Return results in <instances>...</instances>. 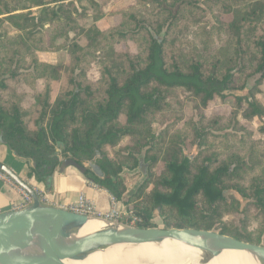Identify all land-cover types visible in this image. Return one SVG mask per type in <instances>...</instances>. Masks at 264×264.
<instances>
[{"label": "trees", "instance_id": "trees-1", "mask_svg": "<svg viewBox=\"0 0 264 264\" xmlns=\"http://www.w3.org/2000/svg\"><path fill=\"white\" fill-rule=\"evenodd\" d=\"M84 1L88 8L78 12L73 2L51 7L46 0H0V79L6 77L0 80V131L7 146L15 152L45 153L58 146L63 154L74 156L97 151L108 161L106 179L93 182L118 202L128 191V181L117 175L123 168L134 169L136 156L149 147V178L123 203L130 216L141 219L137 228H157L153 217L159 211L165 217L164 229L212 231L223 214H238L235 192L250 203L238 226L230 223L219 234L264 247V145L253 142L237 121L264 119V107L252 95L235 99L231 117L205 115L218 99H225L224 90L243 91L250 79L256 86L264 82V0H139L115 12H106V3ZM147 5L167 14L163 39L151 35L150 26L135 13ZM34 8L40 11L33 15L29 10ZM108 17L115 18V24L100 30L96 23ZM46 25L55 33L70 29L78 34L53 48ZM180 25L183 32L177 35ZM3 27H9L10 34L3 33ZM119 45L123 49L115 50ZM60 50L66 51L72 73H78L71 79V90L53 97L59 72L39 61L37 53ZM111 50L112 57L99 65V80L89 82L85 72L93 56ZM21 85L32 91L29 107L23 105ZM178 89L188 94L190 110L199 113L200 122L227 128L234 123L241 133L235 153L220 160L216 151L202 152L200 163L194 164L170 137L174 126L151 134V124L171 116L180 120L183 101L167 102ZM206 136L197 134L201 146ZM124 140V146L108 156L107 149ZM247 146L242 155L240 150Z\"/></svg>", "mask_w": 264, "mask_h": 264}, {"label": "water", "instance_id": "water-1", "mask_svg": "<svg viewBox=\"0 0 264 264\" xmlns=\"http://www.w3.org/2000/svg\"><path fill=\"white\" fill-rule=\"evenodd\" d=\"M150 33L154 35L152 31ZM159 39H162V35L159 36ZM4 79L5 77L0 80ZM221 95L223 97L249 98L247 87L243 91L224 90ZM0 146L7 150L10 157L26 164L23 173L17 174L13 169L0 162V173L9 178L31 198V204L24 209L0 213V264H58L57 262L59 261L74 260L79 255L93 250L119 245L160 244L168 240H175L181 244L202 243L220 250L251 253L264 262V247L262 246L243 243L215 232L195 229H141L107 222L111 225L110 228L73 241L71 239L72 231L83 227L88 219L93 217L70 213L58 206H54L44 195L40 198V192L35 189V185L42 184L45 187V193L49 195L53 191V175L56 170L57 173L62 175L67 169H74L84 176L86 168H89L94 176L101 177L103 175L101 169L95 164H86L84 166L71 158L65 160L58 158L57 166L53 170V173L47 177H42V182H40L39 179L44 174L46 163L42 162L37 166L32 161L29 166V158L18 155L2 140V131H0ZM145 152L143 151L137 156L138 166L136 169L130 171L123 168L118 175L119 177L142 175L135 185L124 195L122 202H120L121 204L128 202L130 198L134 197L148 178V166L144 163ZM31 169L33 173L29 176ZM90 182L94 184L93 180H90ZM1 186H3V182L0 180ZM105 192L104 196L108 202L109 192L106 190ZM232 195L240 204L238 211V215H240L249 201L241 198L235 192ZM115 201L117 200L115 199ZM93 203L96 210H101L98 201ZM106 211H109V202ZM93 219L98 220V218ZM59 221L65 225L74 223L76 227L72 230H64L58 236L49 235V228L53 223ZM38 254L45 255V259H35Z\"/></svg>", "mask_w": 264, "mask_h": 264}, {"label": "rangeland", "instance_id": "rangeland-1", "mask_svg": "<svg viewBox=\"0 0 264 264\" xmlns=\"http://www.w3.org/2000/svg\"><path fill=\"white\" fill-rule=\"evenodd\" d=\"M97 3H106V12H115L121 9H127L129 7H133L136 2L139 0H96ZM149 1V0H147ZM73 2L75 5V8L78 10V12H81L83 8H88L87 3L82 0L83 3L78 2V0H64V2L60 0H46V3L49 4L51 7H59L62 4H67ZM164 7V6H162ZM38 8L31 9L29 11L32 12L34 15L35 13H38L40 11ZM91 13V10H88ZM158 9H152L149 5H147L144 8H139L136 10V15L139 20H143L146 22L148 26H150V29L153 33H156V36H161L162 39L165 37V33L167 32L168 28V22L166 23L167 14L159 12ZM26 12V11H25ZM19 13V12H18ZM90 20V18H88ZM115 18H103L102 20L98 21L96 23V26L100 30H106L110 27H112L115 24ZM90 22V21H89ZM182 25L179 26L177 35H180L182 30ZM44 29H47V36L49 40V44L53 48H58L64 45L68 40L72 39L75 34H78L77 32H72L69 30H62L59 32H52V30L49 28L48 25L44 27ZM1 31L3 33L10 34V28L3 27L1 28ZM150 31V32H151ZM123 46L119 45L115 48V50H122ZM134 48H131V51H133ZM114 50L111 51H104L96 53L93 56V62L91 66L86 70L85 72V78L89 82H95L99 80V65L100 63L106 61L107 59H110L112 57ZM38 60L52 65L56 68V70L59 72V81L55 86L53 97H59L62 96L65 91L71 90L73 87L70 86L71 79L78 73H72V67L68 63L67 53L66 51L60 50L58 52H39L37 53ZM6 79V77H5ZM246 87L248 88V94L249 98L253 95L254 98L264 107V82H262L260 85L256 86V80L250 79L246 83ZM43 82H39L37 84V89L39 92L43 91ZM19 93H22L25 96V99L23 101V105L25 107H29L33 103V96L32 91L27 88L26 86H19L18 87ZM172 94L169 95L167 102L174 101L178 99L179 101H183L182 105V111H180L179 121L174 117H169L167 119V124L169 128H174L170 131V137L177 139V143L182 147L184 155H187L189 157H192V161H194V164H199V154L202 152L204 155L207 153H212L216 151V154H218L219 159H225L227 153L230 154L231 152L235 153L237 151L238 146H236V138L241 135V133L236 132V128H234V123L232 122L230 126L227 128L224 124H217V123H210V120H204L200 122V115L197 112H194L190 109H192V105L188 100V94L181 89L176 90V92H171ZM225 99H218L216 104L212 106L207 112H205V115L207 118L213 116V115H221L226 117H231L232 109L235 105V99L231 96L224 97ZM189 102V103H188ZM176 115H173L177 117L178 113H175ZM237 121L242 123L247 129L248 133L250 134L251 140L255 143H260L261 145H264V119H258L254 118L252 122L246 123L241 118H237ZM167 127V128H168ZM153 132H158L160 129V126H153ZM199 132L207 133V141L201 146V140L196 138L197 134ZM244 134V133H242ZM249 137V138H250ZM126 143V140L121 142L120 146H124ZM247 147H243L240 150V153L242 155L246 154ZM261 148H264V146H261ZM118 149H115L111 151L110 155L114 156L115 152ZM247 161V160H245ZM234 168V166L232 167ZM128 181V190L131 189L137 181H135L134 177H127ZM137 195V194H136ZM135 195V196H136ZM134 196V197H135ZM133 198V197H132ZM130 198V199H132ZM129 199V200H130ZM250 203V202H249ZM248 204L245 205V207ZM244 207V208H245ZM243 208V209H244ZM239 211V210H238ZM243 211V210H242ZM127 215V213H125ZM242 214V213H241ZM241 214L238 215L234 213V211H231L229 214H223L221 217V220L213 227L211 232H215L219 234V231L223 230L225 226H229L230 223H233V225L238 226ZM160 215L159 211L155 214V217H158ZM123 219L124 222V218ZM103 220V219H100ZM105 221V220H103ZM107 222V221H106ZM115 223V222H110ZM124 225L123 223H116ZM157 228L164 229V224L160 219L155 223ZM255 224V223H253ZM126 226V225H125ZM137 227V226H136Z\"/></svg>", "mask_w": 264, "mask_h": 264}, {"label": "bare ground", "instance_id": "bare-ground-1", "mask_svg": "<svg viewBox=\"0 0 264 264\" xmlns=\"http://www.w3.org/2000/svg\"><path fill=\"white\" fill-rule=\"evenodd\" d=\"M75 224L55 222L49 228L51 236H58L64 230L75 228ZM102 220L89 218L83 227L72 232L73 241L92 233L110 228ZM35 259H45L38 254ZM58 264H264L254 254L232 250H220L202 243L181 244L175 240L160 244L119 245L93 250L79 255L76 259L62 260Z\"/></svg>", "mask_w": 264, "mask_h": 264}, {"label": "crops", "instance_id": "crops-1", "mask_svg": "<svg viewBox=\"0 0 264 264\" xmlns=\"http://www.w3.org/2000/svg\"><path fill=\"white\" fill-rule=\"evenodd\" d=\"M0 162L5 166L13 169L15 173L22 174L26 164L15 158L10 157L4 147L0 146ZM53 191L47 195L45 193V187L35 185V189L44 195L50 203L54 206L64 207L76 203L77 198L80 194L85 195L92 202L98 201L99 208L98 213L104 214L111 210V195L108 194L109 211H106L108 202L104 194L105 190L100 189L95 184L91 183L87 177L80 175L74 169H67L64 174L60 175L55 171L53 175ZM127 193V192H126ZM22 201L21 194L10 185L3 182V186L0 187V213H7L15 211V207ZM116 211L121 216L126 215L128 212L127 207L118 201H116Z\"/></svg>", "mask_w": 264, "mask_h": 264}, {"label": "flooded vegetation", "instance_id": "flooded-vegetation-1", "mask_svg": "<svg viewBox=\"0 0 264 264\" xmlns=\"http://www.w3.org/2000/svg\"><path fill=\"white\" fill-rule=\"evenodd\" d=\"M157 126V125H159L160 126V129H159V131L158 132H153V126ZM151 134L153 135V136H157V135H159L161 132H163V131H166V130H168V124H167V121L165 120V122L164 123H162V124H158V123H154V124H151ZM168 127V128H167ZM2 140L5 142V140H4V137H3V132H2ZM121 148V146H120V144L116 147V148H110V149H107V154H108V156L111 154L110 152L111 151H113V150H115V149H120ZM179 148L182 150V147L181 146H179ZM148 149H149V147H146V148H144L142 151H141V153L143 152V151H148ZM27 150V149H26ZM24 151V150H21V151H19V152H16L18 155H21V156H26L27 158H29L30 159V161H28L29 163H28V165L30 166V163H32V161H34V163H36L37 164V160L38 159H40V163H46V168L44 169V175H46V177L47 176H49V174L51 173V171H52V173H53V170L56 168V166H57V160H58V158L60 159V160H65V159H68V158H71L72 160H74V161H76V162H78L80 165H88V164H95V165H97L100 169H101V171H102V176L101 177H96V176H94L93 175V173L90 171V169L89 168H86V171H85V174H84V176L85 177H87V179L90 181V180H94L93 178H97V179H99V180H101V181H104L105 179H106V176H105V172H104V169L107 167V162L108 161H106V159H105V156L104 155H102V154H99V153H97V151H92L91 152V154H88V155H81V156H74L73 154H70V153H65V154H63V149H61V148H59L58 146H55L54 148H53V150H52V152H50V153H45L43 150L42 151H40V152H37V150H35V149H31V150H27V151ZM58 152V153H57ZM146 152H145V157H144V163L145 164H147V166H148V168H147V171H148V178H149V168H150V166H151V163L149 162V161H147V159H146ZM182 152H183V150H182ZM140 153V154H141ZM139 154V155H140ZM139 155H137V156H139ZM183 155H184V153H183ZM137 156H136V161H137V166H138V159H137ZM189 160H190V162L192 161V157H189V156H187V155H185ZM111 158V157H110ZM109 158V159H110ZM137 166L134 168V169H136L137 168ZM87 167V166H86ZM134 169H132V170H134ZM131 170V171H132ZM51 173V174H52ZM121 173V172H120ZM119 173V174H120ZM118 174V175H119ZM117 175V177L118 178H123V179H127V176H124V177H119ZM141 174H138V175H136V176H134V179H135V181H137V180H139L140 178H141ZM148 178H147V180H148ZM146 180V181H147ZM113 181H115V178H113ZM146 183V182H145ZM144 183V184H145ZM143 184V185H144ZM97 186V185H96ZM99 187V186H98ZM100 188V187H99ZM104 190V189H103ZM229 196V195H231V193L230 192H228L226 195H225V197L226 196ZM157 212H155V214H156ZM155 214H154V217H153V222L154 223H156L159 219H160V222L162 221H164V218L165 217H161L160 215H158V217H155Z\"/></svg>", "mask_w": 264, "mask_h": 264}, {"label": "built area", "instance_id": "built-area-1", "mask_svg": "<svg viewBox=\"0 0 264 264\" xmlns=\"http://www.w3.org/2000/svg\"><path fill=\"white\" fill-rule=\"evenodd\" d=\"M0 180L10 185L21 194L22 201L19 205L15 207V211L24 209L31 204V198L24 191L18 188L9 178H7L6 176L0 173ZM39 196L40 198H42L41 194H39ZM111 204H112V208L109 212L100 214L97 212L94 203L90 199H88L85 195L80 194L77 198L76 203L60 208L70 213L103 219L107 222L123 223L124 225L133 228H137L136 227L137 224L141 223V219L137 216H130L127 214L121 216L119 213H117L115 208L116 201L112 196H111ZM121 218H124V222Z\"/></svg>", "mask_w": 264, "mask_h": 264}]
</instances>
